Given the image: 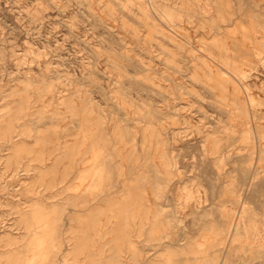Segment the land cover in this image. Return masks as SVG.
I'll list each match as a JSON object with an SVG mask.
<instances>
[{"label": "rangeland", "instance_id": "1", "mask_svg": "<svg viewBox=\"0 0 264 264\" xmlns=\"http://www.w3.org/2000/svg\"><path fill=\"white\" fill-rule=\"evenodd\" d=\"M0 264H264V0H0Z\"/></svg>", "mask_w": 264, "mask_h": 264}]
</instances>
